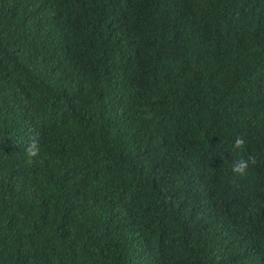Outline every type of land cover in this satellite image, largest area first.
Wrapping results in <instances>:
<instances>
[{
    "label": "trees",
    "instance_id": "16d2710c",
    "mask_svg": "<svg viewBox=\"0 0 264 264\" xmlns=\"http://www.w3.org/2000/svg\"><path fill=\"white\" fill-rule=\"evenodd\" d=\"M0 264H264V0H0Z\"/></svg>",
    "mask_w": 264,
    "mask_h": 264
},
{
    "label": "clouds",
    "instance_id": "9594fccd",
    "mask_svg": "<svg viewBox=\"0 0 264 264\" xmlns=\"http://www.w3.org/2000/svg\"><path fill=\"white\" fill-rule=\"evenodd\" d=\"M244 139L242 137H237L233 142V149H240L244 146ZM27 156L35 157L38 154V147L35 141L29 143L28 147L25 149ZM254 164V159H239L233 162L232 171L237 175H244L249 167V163Z\"/></svg>",
    "mask_w": 264,
    "mask_h": 264
}]
</instances>
